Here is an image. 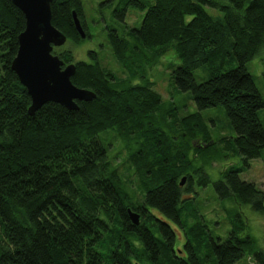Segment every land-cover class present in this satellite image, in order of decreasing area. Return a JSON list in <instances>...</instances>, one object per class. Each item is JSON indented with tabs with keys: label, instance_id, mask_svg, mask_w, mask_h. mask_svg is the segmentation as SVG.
I'll return each instance as SVG.
<instances>
[{
	"label": "trees",
	"instance_id": "1",
	"mask_svg": "<svg viewBox=\"0 0 264 264\" xmlns=\"http://www.w3.org/2000/svg\"><path fill=\"white\" fill-rule=\"evenodd\" d=\"M110 1L117 26H106L107 38L130 77L120 80L99 60L75 61L70 50L55 47L66 64H76L73 83L97 96L77 101L78 109L50 101L31 114V97L11 67L25 15L12 0H0V264H204L198 249L202 227L186 228L191 229L184 256L175 252L172 223L181 225L183 191L190 189L179 178L186 174L189 179L201 169L171 156V117H178L177 106L156 115L162 95L148 76L172 49L181 62L171 79L178 91L191 92L197 106V111L178 117L185 129L181 142L212 154L213 160L240 155V166L224 169L215 190L221 200L235 197L264 213V191L241 177L251 160H264L259 116L264 97L247 67L264 49V0ZM51 8L52 22L67 42L83 40L74 12L91 36L83 0H52ZM130 8L145 11L140 26L126 24ZM90 53L96 59L97 52ZM219 106L236 136L213 135L202 112ZM117 137L128 146L139 142L134 151L141 152L134 155L148 156V172L156 174L143 177L141 206L121 186L111 159V141ZM198 139L202 143L193 145ZM129 209L140 214L139 224L132 222ZM151 209L160 216L151 217ZM227 212L232 223L228 238L208 242L213 264H234L247 252L264 264V250L245 217L236 208Z\"/></svg>",
	"mask_w": 264,
	"mask_h": 264
},
{
	"label": "rangeland",
	"instance_id": "2",
	"mask_svg": "<svg viewBox=\"0 0 264 264\" xmlns=\"http://www.w3.org/2000/svg\"><path fill=\"white\" fill-rule=\"evenodd\" d=\"M87 29L91 36L83 38L80 44L67 42L61 48L70 50L74 56L75 61L95 62L99 60L100 63L107 69H111L120 80H125L129 76L127 72L116 60L112 54V49L107 38L108 24L117 23L112 18V9L114 5L110 0H83ZM145 11L138 8H130L125 19L126 24L130 26H140ZM120 26V25H119ZM60 49V48H59ZM90 51L97 52L96 59L91 55ZM180 59L175 50H169L164 54L158 65L149 70L148 76L153 82L152 87L162 95V106L155 112L157 116L167 112L168 107L175 111L179 118L187 116L188 114L197 111L195 101L189 91H178L171 79L173 69L180 64ZM236 60H233L232 66L236 65ZM249 71L253 74L255 82L264 97V49L247 63ZM201 74V71L199 72ZM197 82H201L202 78L197 74ZM124 84L129 81H121ZM141 83L140 79L135 83ZM131 83V81H130ZM161 110V111H160ZM204 118L212 130L215 138L219 137H233L236 136L235 130L230 124V120L222 107H213L205 109L203 112ZM259 116L264 125V107L260 110ZM171 117L174 126V136L172 140L171 156L181 165H189L193 163L194 166L200 167L199 172H192L188 179L181 186H189V190L183 191L182 201V223L177 226L172 223L176 229V254L184 256V243L187 239V234L190 232V226L193 228L204 229L199 241V255L204 264H213L214 254L209 252L208 242L211 239L217 240L221 238L225 240L228 238L232 223L229 220L227 209L236 208L239 210L248 225L249 232L255 237L258 247L264 250V213H261L252 208L251 204H243L237 198L220 199L214 183L220 179L221 173L224 169L230 166H240L242 160L241 156L230 153L225 159L213 160L214 158L209 153H200L198 150H193L192 147L188 149L185 142H181L179 136L183 129V124L180 123L179 118ZM167 118L164 117L163 120ZM146 129L144 128L143 132ZM142 132V133H143ZM108 134L107 140L111 137ZM142 135V134H141ZM148 138V137H147ZM142 136L146 142L148 139ZM202 139L197 142L193 141V145L202 143ZM109 149L111 159L114 165L118 166V176L121 186L131 193V199L138 204H142L145 196V189L143 177L155 178L156 174L148 172L151 169L150 158L148 156H135L133 152L139 146V142L131 145H126L123 138H116L112 142ZM152 148V142H146ZM166 144V143H165ZM164 144V145H165ZM166 146V145H165ZM194 147V146H193ZM157 151V150H156ZM141 151L135 152L136 154ZM205 157V158H204ZM206 159V160H205ZM191 165V164H190ZM186 168V167H184ZM152 170V169H151ZM182 177L179 179L182 180ZM241 177L245 180L254 182L260 189L264 191V160L262 158H255L250 161V167H247L242 173ZM190 179L192 181H190ZM181 184V183H180ZM141 206V205H138ZM152 210V209H151ZM151 217H159L160 213L153 209L149 212ZM162 216V215H161ZM163 217V216H162ZM145 219V218H144ZM143 218H141V221ZM148 220V219H147ZM140 246V244H138ZM234 264H257L255 257L247 252L245 256L236 261Z\"/></svg>",
	"mask_w": 264,
	"mask_h": 264
},
{
	"label": "water",
	"instance_id": "3",
	"mask_svg": "<svg viewBox=\"0 0 264 264\" xmlns=\"http://www.w3.org/2000/svg\"><path fill=\"white\" fill-rule=\"evenodd\" d=\"M25 15L26 26L19 34V48L12 61V69L31 97L29 113L34 114L43 104L54 101L69 109H78L77 101H90L97 95L93 90L79 87L72 81L76 73L74 62L66 64L54 52L66 44L68 37L52 22V0H12ZM80 36H87L79 16L73 13ZM186 176L182 177L181 185ZM134 224L140 214L129 209Z\"/></svg>",
	"mask_w": 264,
	"mask_h": 264
}]
</instances>
